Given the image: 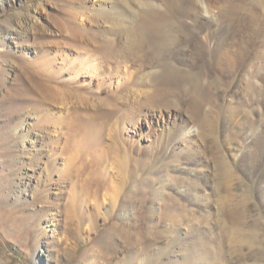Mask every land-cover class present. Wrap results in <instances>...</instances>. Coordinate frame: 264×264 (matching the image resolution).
I'll use <instances>...</instances> for the list:
<instances>
[{
  "label": "rangeland",
  "instance_id": "1",
  "mask_svg": "<svg viewBox=\"0 0 264 264\" xmlns=\"http://www.w3.org/2000/svg\"><path fill=\"white\" fill-rule=\"evenodd\" d=\"M39 1L49 6L40 25L25 37H13L15 15ZM95 1L0 0V264H264V194L259 189L264 183L260 150L264 148V96L247 94L238 79L243 78L242 71L252 72L253 53L264 37V4L251 7L235 22L229 40L233 61L238 60L235 70H220L211 57L201 55L203 47L197 44L189 51L201 57L185 64L164 62L160 76L139 88L142 115L137 119L133 110L114 103L110 91L138 66L107 48L110 43L99 23L101 16L90 10ZM206 1L226 10L222 0ZM162 2L161 9L131 11L135 28L147 34L145 55L162 54L167 42L164 32L174 24L181 34L184 3L198 5L199 0ZM157 11L164 22L153 41L149 31ZM253 12L258 16L254 26ZM222 23H209L199 38L220 31ZM256 26L262 30L254 36ZM197 36L191 33L186 40L192 43ZM242 40L254 42L246 59ZM27 51L30 55L25 57ZM74 67L99 68L92 88L75 90L88 98L90 114L113 110L108 126L95 119L93 129L102 139L97 149L88 147L87 160L79 142L83 134L71 126L68 110L86 109L66 107L55 97L46 104L35 91L37 81L46 82L53 93L68 90L58 82L68 81ZM252 79L262 94L264 69ZM106 82L113 85L102 88ZM172 82L176 85L173 101L152 107L147 102L150 91ZM61 85L69 87L66 82ZM240 101L243 107L231 118L230 106ZM176 124L197 131L203 165L194 168L180 152L171 157L155 154L158 139L167 135L165 126L174 129ZM27 133L39 137L34 148L28 143L24 149ZM222 152L229 167L220 163ZM72 154L79 158L72 161ZM95 158L99 160L90 163ZM193 169L204 171V179L190 174ZM227 169L235 175L231 179L226 177ZM194 180L211 201L213 215H203L199 205L181 192L193 191ZM86 184L99 190L87 191ZM227 208L228 217L223 215ZM189 209L192 214H184ZM50 220L55 226H47Z\"/></svg>",
  "mask_w": 264,
  "mask_h": 264
},
{
  "label": "bare ground",
  "instance_id": "2",
  "mask_svg": "<svg viewBox=\"0 0 264 264\" xmlns=\"http://www.w3.org/2000/svg\"><path fill=\"white\" fill-rule=\"evenodd\" d=\"M222 1L224 2V4H227L226 10L222 9L221 7L219 8V6L215 4L216 3L215 1H214L215 5H212L211 4L212 2L209 3L206 0H199L198 5H195V4L192 5L189 2H185L183 5L184 14L182 13L183 15L181 18V19L184 18V20H182L180 24L178 23L179 25H181L182 28H184V31L181 34H178V32L175 31L174 24L171 25L170 27H168L166 32H164L166 33L165 37H167V40H166L167 42H166V46L162 54L153 53L150 55H145L147 53L145 49L146 43L148 42L146 41V36H145L146 33L142 31V29L135 28L134 15L131 11H133V9L135 10L140 9V8L147 9V8H154V7L157 9H161V7L163 6L162 0H96L90 10L94 12L95 14H99L101 16L99 19V23L102 24L104 35L107 36V38L105 39H107L108 42L110 43L109 45L110 47L107 46V48L108 49L110 48L111 50H113L115 53V56L118 55V56H122L126 58L128 60L127 64L128 63L130 64V62L132 61H136V65L138 66V69L134 70V72L130 74V77L128 78H126L125 76L122 77V79L124 80L121 81L117 89H115L113 92L109 90L110 95L114 99L113 101H115L114 103L118 104L120 102L123 105L124 110L125 109L133 110L134 114L136 115L138 114L137 115V119H138V117L142 115V113H140L142 112V110L138 107L139 101L141 100V99L139 100V96H138V93L140 92L139 88L142 86L149 85V80L153 78L155 80L156 75L157 77L160 76L159 73H161V71H159V68L162 65V63L180 62L182 64H185L189 61L190 58L194 59L197 57H201L197 53L190 54V51H189L190 48L195 47V45L197 44H201L203 47L201 51L202 52L201 55H203V57L204 56L211 57V59H213L214 62L216 63V67H218L220 70H225V71H230V72L235 70L234 67L236 66H234V64L238 62V60L233 61L234 53H232V49H231L232 47L229 41L230 35L232 36L233 30L236 25L235 22L238 20L240 21V18L245 16V13L251 7L256 8V6H261V4H264V0H222ZM48 12H49V6L47 3L43 1L36 2L30 7L26 8L25 10L18 12L15 15L16 19L14 20V24L12 25V27H14L13 29L14 33H12L13 37L17 38L19 37V35H22L24 37L27 36L32 27L36 25H40L43 16L47 14ZM163 17H164L163 14L158 13V11L154 13V19H153L154 27H152L151 30L149 31V34L151 35V39L153 41L157 40L156 33L158 32L160 28V25H161L160 22L163 21L162 20ZM257 17H258L257 14L253 12V16H252L253 26L257 24V20H256ZM217 21L223 22L222 29L220 31H216L213 35L211 34L209 37H206L205 39L203 38L200 39L199 37L205 30L206 25H208L211 22H213L214 24ZM261 30L262 28H258L256 26L255 28H253V35L254 36L258 35L259 31L261 32ZM191 33L192 34L199 33V36L197 37L200 39V41L197 38L192 43H189V41L186 40V37L189 36ZM108 37L112 38L113 41L115 40L117 42V45H114L112 41H109ZM253 43L254 42L251 40L241 41L240 44L241 46L244 47L243 53L245 54L244 56L245 59L247 58L248 53H250L249 47L252 46ZM142 54L144 55L142 56ZM29 55H30V52L27 51L25 52L24 56L26 57ZM141 56L143 59L140 61ZM240 61H242V59H240ZM245 62L243 64H245ZM252 62H253L252 70H251L252 72L250 73V70H246V71L244 70V72L242 71V74H241L243 78L241 79V77H238V79L240 78L239 80L240 83H243L245 85L247 94L252 93L255 96L256 95L264 96V92L261 94L257 91L258 87L256 88L255 82L252 79L253 74H257L258 71L264 69V37L259 42L256 52L253 53ZM260 63H263V66H259ZM92 68H91L92 70H88V69L87 70L86 69L76 70V68L74 67L72 69L73 72H72L71 77L69 78L68 81H65L69 87H63L61 85V84H65L64 81H61V83L58 82V84L62 87V89L66 88L68 90L57 89V91H55L56 93H53L52 88L44 81L43 82L37 81L35 85V91L37 95L46 104H49L50 101H52V99L55 97L56 100L60 102V104L62 105L66 104V107H68V104L69 105L72 104L73 106H79V107L83 106L87 110V111L84 110V112L77 113L76 109L74 108H72L73 111L71 108L68 109L69 111H71V114H72L70 117V121H69L71 123V126L77 127V131L80 132V136H82L83 134L82 140H80L79 142L82 147L81 153L84 154L85 156L84 159L86 160L88 159L87 154H89L88 147L93 146V148L97 149V147L99 146L100 140L102 139V136L97 135V133H95L93 129L94 127L93 125H95V119L99 118L98 123L102 122L104 126H108L111 123V120L113 119V116H112L113 110L112 111L110 110V112L100 110L98 114H93V115L90 114L89 110L91 109L90 107L91 104L88 102L89 101L88 98L82 96L81 94L75 91L81 87L92 88V86L95 85V78L97 77L99 73V68L97 67H92ZM239 74H240V71H239ZM50 79L56 80L53 77H51ZM240 83L237 86V88L241 87ZM107 85L112 86L113 84L109 82L107 84L106 82V83L101 84V87L104 86L102 88H106ZM121 85L124 88L121 87ZM162 85L161 87L159 86L157 88H153L150 91V98L147 102L152 104V107H154V105L159 104V103L169 105V99L171 98L170 102H172L173 98H175L176 96L175 95L176 85L174 82L168 85L166 84V86H163V87ZM109 88L110 87H108V89ZM234 91L237 92V90H234ZM98 99L102 101L103 103L109 104V102L103 100V98L102 99L98 98ZM243 105H244V102L240 101L238 102L237 106H230L228 110V114L231 115V118H234L236 116V114L238 113V111H240ZM194 114L196 116H199V111L194 110ZM81 116L87 119L83 121ZM174 117H176V115L173 116V119ZM106 118L108 119L107 121L104 120ZM175 122H176V119H175ZM178 125L179 124H176V127L174 129L173 128L171 129L168 125L165 126L164 131H167V135L166 136L164 135V137H160V139H158L159 145L158 147L154 148L155 154L157 156H166L169 154L171 157L175 155L176 152H180L186 156L184 157L186 161L191 162L192 165L195 166L194 168H197L200 165H203L205 161L201 157V154L199 152L198 145H197V140L195 138L197 131L194 129V127L190 125H185V126H181V125L178 126ZM24 130H25V127H22L21 131L24 132ZM27 134L28 135H25V139L23 140L24 149L29 147L28 143L30 144V147L34 148L35 143L39 140V137L33 134L31 136L30 133H27ZM87 140L93 141L92 142L93 144L89 145L86 142ZM177 142H182L183 145L179 147H175ZM260 150H261V154H263L261 156V159H263L264 158V148L262 147ZM78 158L79 157H77L76 154L71 155L72 161ZM220 159L223 160V162L221 161L220 163L225 164L227 167H229L227 157L225 156V154H223V152H222V155L220 156ZM98 160L99 158H95L90 163L94 164ZM255 165L258 166L259 163ZM203 172L201 170L199 171V170L193 169V171H191L190 174H194L198 178L199 177L203 178L204 176ZM234 176L235 175L233 174L231 169L230 170L227 169L226 177L228 179H231ZM188 183H190V181ZM194 183H196L195 180L192 184L195 185ZM197 185H199V183H197ZM197 185L194 186L195 189L193 191L181 190V192L192 203H194L195 205H199V209H201V212L203 213V215L206 212L205 214L206 216H211L213 215L211 211L212 209L211 201H209V198L206 197L205 194L200 193ZM77 188H78L77 184L73 183L72 191H76ZM85 189L87 191H93V192H97V190H99L98 188H96L95 184H88V185L86 184ZM259 189L261 190V193L264 194V183ZM69 198H70V201H74L73 200L74 196L69 195ZM174 211L175 209H173V212ZM192 212L193 210L189 209L185 211L184 214L191 215ZM168 214H165V215H168ZM172 214H169V217H173L175 213L173 215ZM229 214H231V211L228 208L223 211L224 216L228 217L230 216ZM174 216H177V215H174ZM47 226H55V225H54V222L52 223V220H50ZM176 226L177 225H175L174 227ZM42 229H45V228H42ZM173 229H176V228H173Z\"/></svg>",
  "mask_w": 264,
  "mask_h": 264
}]
</instances>
